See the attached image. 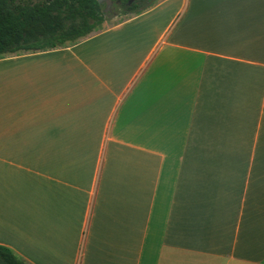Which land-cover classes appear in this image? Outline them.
I'll use <instances>...</instances> for the list:
<instances>
[{"label": "crops", "instance_id": "obj_1", "mask_svg": "<svg viewBox=\"0 0 264 264\" xmlns=\"http://www.w3.org/2000/svg\"><path fill=\"white\" fill-rule=\"evenodd\" d=\"M0 57V245L26 264H264V0H158Z\"/></svg>", "mask_w": 264, "mask_h": 264}, {"label": "trees", "instance_id": "obj_2", "mask_svg": "<svg viewBox=\"0 0 264 264\" xmlns=\"http://www.w3.org/2000/svg\"><path fill=\"white\" fill-rule=\"evenodd\" d=\"M113 1L122 15H136L158 0ZM104 10L96 0H0V57L73 44L114 15ZM0 264L26 263L0 245Z\"/></svg>", "mask_w": 264, "mask_h": 264}, {"label": "rangeland", "instance_id": "obj_3", "mask_svg": "<svg viewBox=\"0 0 264 264\" xmlns=\"http://www.w3.org/2000/svg\"><path fill=\"white\" fill-rule=\"evenodd\" d=\"M111 7H112V9L110 8L109 10H111L112 14H114V15L108 19L107 23H112V21L116 22L119 19L121 20L122 18H126V17H128L130 15H133V14L122 15L121 14V8L114 7V4H112Z\"/></svg>", "mask_w": 264, "mask_h": 264}, {"label": "water", "instance_id": "obj_4", "mask_svg": "<svg viewBox=\"0 0 264 264\" xmlns=\"http://www.w3.org/2000/svg\"><path fill=\"white\" fill-rule=\"evenodd\" d=\"M98 4H105V12H108L109 9L111 8V1L112 0H96ZM132 0H129L128 4L131 3Z\"/></svg>", "mask_w": 264, "mask_h": 264}, {"label": "flooded vegetation", "instance_id": "obj_5", "mask_svg": "<svg viewBox=\"0 0 264 264\" xmlns=\"http://www.w3.org/2000/svg\"><path fill=\"white\" fill-rule=\"evenodd\" d=\"M132 1H133V0H132ZM132 1H131V2H132ZM111 2H112V3H111V6H112V4H116V3H117L116 1L114 2L113 0H112Z\"/></svg>", "mask_w": 264, "mask_h": 264}]
</instances>
